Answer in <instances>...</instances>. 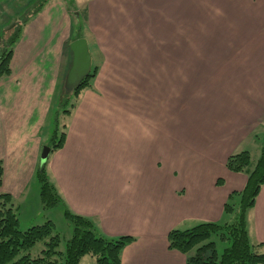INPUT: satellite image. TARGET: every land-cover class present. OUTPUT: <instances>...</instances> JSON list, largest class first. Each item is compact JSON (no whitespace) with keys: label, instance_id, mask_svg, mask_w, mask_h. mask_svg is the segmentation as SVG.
<instances>
[{"label":"crops","instance_id":"obj_1","mask_svg":"<svg viewBox=\"0 0 264 264\" xmlns=\"http://www.w3.org/2000/svg\"><path fill=\"white\" fill-rule=\"evenodd\" d=\"M14 1L19 0H0V17ZM51 1L25 24L14 44L10 75L0 79V194H8L14 205L30 204L26 211L33 217L43 212L35 225L53 223L42 209L36 179L44 165L64 209L92 220L104 237L133 238L121 264H193L188 255L168 249L171 223L190 214L221 215L246 176L239 189L231 187L209 209L215 197L207 199L189 180L184 199L171 201L172 192L163 185L169 172L165 169L162 179L155 164L160 154L170 160L195 153L197 172L208 166L198 163L208 159L232 181L239 177L226 170V159L264 124V0H201L195 23L191 0H149L168 11L132 14L126 9L131 0H83L102 63L93 88L81 90L68 113L62 147L42 164L49 116L65 89L69 46L76 40L72 15L62 2ZM192 32L198 34L195 42ZM88 48L92 64L94 51ZM195 48L203 55L196 71ZM256 138L249 142L256 144ZM186 171L195 178L189 167ZM250 212V242L262 244L264 252V184Z\"/></svg>","mask_w":264,"mask_h":264},{"label":"trees","instance_id":"obj_2","mask_svg":"<svg viewBox=\"0 0 264 264\" xmlns=\"http://www.w3.org/2000/svg\"><path fill=\"white\" fill-rule=\"evenodd\" d=\"M47 1L49 0H34L23 17L22 24L16 28L7 44H3L2 50L0 49V79L10 75V59L14 44L21 36L23 25L35 16ZM189 6L191 10L203 8L201 0H191ZM80 38H82L81 35L76 37V39ZM97 70L98 66L92 62L90 74L78 88L66 91V94L72 93L77 97L81 90L89 88V81L95 77ZM66 102L67 99H64L63 104ZM77 104L74 102L72 108L74 109ZM65 135V131H62L59 137L54 135L49 144L52 152L62 147ZM225 168L230 173L246 176L244 187L230 193L223 205V212L229 215L230 219L222 225L207 222L185 230L172 229L167 234L168 249L188 255L193 264H264L262 244L254 245L249 241L245 217L246 211L254 206L256 197L264 184V147L254 164L250 153L243 150L229 155ZM36 179L43 210L52 209L63 203L54 185L48 179L44 165L38 169ZM2 180L3 163L0 161V186ZM234 196L240 198L237 210L229 202ZM16 211L10 196L0 194V264H79L85 256L94 258L96 264H121L122 251L133 240L129 236L116 239L104 237L97 233L90 219L65 209L64 217L70 223L72 230L62 251L59 248L61 237L55 232L51 221L21 230ZM213 236L228 242V246L219 256L215 242L211 239ZM39 242H42L43 248L34 255V251L37 250L35 246Z\"/></svg>","mask_w":264,"mask_h":264},{"label":"rangeland","instance_id":"obj_3","mask_svg":"<svg viewBox=\"0 0 264 264\" xmlns=\"http://www.w3.org/2000/svg\"><path fill=\"white\" fill-rule=\"evenodd\" d=\"M28 0H19V1H14L11 2L10 5L8 6V8L6 9L5 12H3V14L0 17V49L3 48V44L6 45L7 42L9 41V39L13 36V34L15 33L16 28L21 25L23 17L26 15V13L29 11L30 9V5L34 2L30 3H26ZM50 1V0H49ZM49 1H47V3L44 5L45 8H47L49 6ZM55 1V0H52ZM51 1V2H52ZM62 2L65 10H67L70 14L72 15L69 16L70 17V21H71V28L73 30V34H74V38L76 39V37H78L79 35L82 36V38H84L85 40H87L88 42V46L94 51L92 52L94 55V62L93 64L97 65L98 67L100 66V64L102 63V54L101 53H97V49L95 46V40L94 37L92 36V34L89 31V22L87 19V12H86V6H87V1H84L82 3V5H80V3L83 0H58V2ZM149 0H131L128 1L127 5H126V9L128 10V13H131V11H133L134 9H139L141 10L142 13H145V11H162V10H166L168 11V7H164L161 8L159 3L157 2H148ZM72 2V3H71ZM26 3V4H25ZM30 4V5H29ZM183 5V4H182ZM212 5V3H211ZM81 6V7H80ZM23 7L25 9V11L21 12V10H23ZM21 9V10H20ZM197 8H193L191 11L194 14H196V18L191 19V23H195L198 22L199 18H198V9ZM207 9H210L209 4ZM20 10V11H19ZM130 10V11H129ZM21 12V13H20ZM14 15H16L14 17ZM181 23V22H180ZM179 23V24H180ZM182 26V24H180ZM25 28V25H23L22 27V32ZM198 34H193L192 32V38H191V42H195V36H197ZM131 40L133 35H129ZM2 50V49H1ZM0 50V51H1ZM192 65L191 67L194 68L195 67V71L197 70L198 66L194 65L195 63H198L200 58L203 56L201 55L198 49H192ZM201 56V57H200ZM70 67V66H69ZM197 76V75H195ZM94 80L91 79L89 81L90 83V87L86 90H91V88H93L94 85ZM65 90V89H64ZM62 91L60 93V95L54 99L56 105L52 106L51 111L52 114L49 116L50 120H51V128H50V133L48 135L47 138V134L48 131H46L44 129V135L47 138V145L48 147L43 148V149H49L50 150V141L51 139L54 137V135L56 136H60V134L62 133V131H64L65 125H67V123L70 121V117L68 116V113H65V111H69L71 112L73 110L72 105L74 104V102H76V104L78 103V101L81 99L82 97V93H79L77 97H75V95H73L72 93H70L69 95L66 94V90ZM66 97V98H65ZM67 99V102L65 104H63V100ZM54 103V104H55ZM264 119V118H263ZM263 127L261 130H257L255 131L253 134H251L247 140L240 145L237 149H235L234 153L235 154L237 152L243 151V150H247L250 153L251 156V161L254 164L257 159L259 158L260 155V151L261 149L264 147V124L262 125ZM49 128V125H48ZM258 136V139L256 141L255 146L253 145V142H249L250 139H254V137ZM255 139V140H256ZM257 145V146H256ZM259 147V149H258ZM193 155H196L195 153ZM193 155H191L190 157L188 156H175V158H172L170 160H168L167 157H163L162 154L159 155V158L157 160L158 164H155L159 167V176L162 178L164 173L166 172L165 169L169 172V179L163 181V185L165 186V188L167 190H170L172 192V199L171 201H182L184 199V197H182V195H186V191H188L189 189V183L187 180L191 181L192 184L195 187L200 186L203 190L204 197L206 196V198H212L213 196L215 197L214 200L209 201V203L211 205L208 206V208L210 209L212 205V203H218V200L220 199L222 193H227L229 194V192L234 188H240L243 184H244V174H240L238 178L235 179V181H232L231 178H227V175H225V173L223 172V170H221V166L219 165V163L214 162V161H209L208 159L205 160H201L198 164H208V166L206 168H202V170L200 172H197V169H195V161H196V157H194ZM166 160H168L166 162ZM187 166V167H186ZM189 167V171H191V175L194 174L195 178H188V175H184L187 171L186 169ZM163 179V178H162ZM186 181V182H185ZM161 183V181H159V184ZM230 184V186H229ZM217 187V189H216ZM232 187V189H231ZM160 188H164L162 185ZM185 190V192L183 191ZM202 192V193H203ZM189 193V192H188ZM192 193V192H191ZM202 193H198L197 195H202ZM179 197V198H178ZM187 197V196H186ZM239 196H234L231 200H229V202L231 204L234 205V208H236L235 210H237L238 206H239ZM26 202H24L23 200H21V202L18 201V205L20 207V209L17 208V217L20 223L19 228L21 230H26L27 228L34 226L35 224H38V222H40V220L42 219V217H39L40 214H43V212L39 213L37 216L35 215L34 217L31 216V214H27V209H29L31 207V205L28 203L24 204ZM208 203V204H209ZM14 204V203H13ZM16 204V205H17ZM16 205H14L16 207ZM30 206V207H29ZM55 208L57 209H53V210H46L48 217H50L53 221L54 227H55V232L58 233L61 237V244H60V250L64 251L65 248V242L67 241V239L70 237L69 234L70 230H72L70 223L65 219L64 217V204H60L58 206H56ZM213 208V207H212ZM25 209V210H22ZM43 209V208H42ZM251 209V208H250ZM250 209H248L245 213V217L247 222L249 223V228L247 227V232H249V241L253 242L254 238L251 235V225L254 219V216L252 214V212L249 213ZM19 210V211H18ZM27 210V211H26ZM44 211V210H43ZM213 211V210H212ZM203 213V212H202ZM215 214H209L211 216H207V217H201V218H196L195 215H188L186 217H184L183 219H176L173 223H171L172 225V229L175 230H185V229H189L191 227H194L198 224L201 223H207V222H212V223H216L219 225L224 224L225 222H227L230 219V216L222 213L220 215V212L218 214V211L214 212ZM36 218V219H35ZM35 219V220H34ZM34 220V221H33ZM32 221L33 225L28 226V223ZM92 221V220H91ZM37 222V223H35ZM43 222V221H42ZM93 222V221H92ZM94 223V222H93ZM30 224V223H29ZM69 225V226H68ZM96 225V223H95ZM28 226V227H27ZM70 228V229H69ZM96 231L98 234L100 233V230L97 226H95ZM69 236V237H68ZM212 241L215 242V248L217 251L218 256L222 253L223 249L225 247L228 246V242L225 241H221L219 240L218 237L213 236ZM43 248V244L42 242H39L36 244L35 246V250L34 251V255H36L41 249ZM85 260H83L81 262V264H90V262L94 261V258H92L91 256H85L84 257Z\"/></svg>","mask_w":264,"mask_h":264},{"label":"water","instance_id":"obj_4","mask_svg":"<svg viewBox=\"0 0 264 264\" xmlns=\"http://www.w3.org/2000/svg\"><path fill=\"white\" fill-rule=\"evenodd\" d=\"M69 49L72 54L71 65L67 71L64 88L72 91L78 88L81 82L89 75L91 69V56L88 44L84 38L73 41ZM49 149H44L41 155V163H45Z\"/></svg>","mask_w":264,"mask_h":264}]
</instances>
